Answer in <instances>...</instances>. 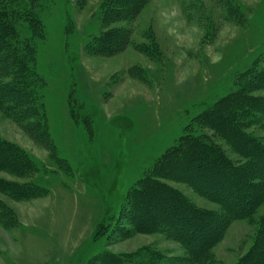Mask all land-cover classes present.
Listing matches in <instances>:
<instances>
[{
    "label": "rangeland",
    "instance_id": "rangeland-1",
    "mask_svg": "<svg viewBox=\"0 0 264 264\" xmlns=\"http://www.w3.org/2000/svg\"><path fill=\"white\" fill-rule=\"evenodd\" d=\"M104 1L34 0L40 34L27 17L15 20L33 37L34 90L55 153L0 110L1 139L38 162L24 177L0 169V264H98L103 253L124 256V264H237L253 245L264 203L250 219L230 221L207 261L195 263L177 232L141 228L133 201L156 197L141 193L156 184L220 211L163 167L181 163L188 128L242 162L193 118L264 64V0H145L130 18L103 25ZM114 28L128 30L126 46L92 54L91 38ZM245 131L264 146L263 126ZM20 183L38 191L20 197L7 185Z\"/></svg>",
    "mask_w": 264,
    "mask_h": 264
},
{
    "label": "trees",
    "instance_id": "trees-1",
    "mask_svg": "<svg viewBox=\"0 0 264 264\" xmlns=\"http://www.w3.org/2000/svg\"><path fill=\"white\" fill-rule=\"evenodd\" d=\"M15 1L0 0V110L23 127L35 141L43 143L53 155L55 152L45 126L44 108L34 90L38 77L34 69L33 37L21 35L15 23V20L28 18L31 33L40 34V21L33 14L36 11L34 0H26V3L25 0H17L13 5ZM144 1L105 0L102 24L122 16L129 15L130 18ZM128 37L129 32L124 28L104 31L91 38L90 50L92 54L110 56L126 46ZM143 53L153 56L147 50ZM247 72L242 75L247 77L237 82L238 89L218 98L193 118L225 142L242 162L229 158L212 135L193 134L188 128L181 163L175 166V162L170 161L163 167L166 169L165 177L178 178L199 195L216 203L220 211L216 213L195 207L171 188L160 190L156 184L141 191L143 194L156 191V197H137L133 201L138 214L136 219L143 223L140 227L146 231L159 227L160 230L177 232L195 263L207 261L211 247L220 239L230 221L250 219L264 203V146L258 138L245 131L251 125L264 127V94L251 96L254 90L264 91V64L253 66ZM73 119L77 121L75 116ZM0 169L24 177L37 172L38 162L0 137ZM175 174L179 177L173 176ZM7 185L20 197H25L32 190L38 191L28 183ZM122 258L124 256L103 253L96 262L124 264ZM237 264H264V214L259 220L251 249Z\"/></svg>",
    "mask_w": 264,
    "mask_h": 264
}]
</instances>
